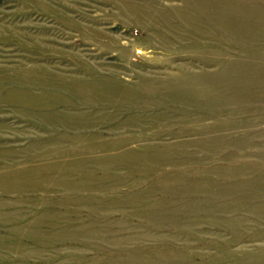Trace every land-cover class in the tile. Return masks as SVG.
I'll return each mask as SVG.
<instances>
[{"label": "rangeland", "instance_id": "obj_1", "mask_svg": "<svg viewBox=\"0 0 264 264\" xmlns=\"http://www.w3.org/2000/svg\"><path fill=\"white\" fill-rule=\"evenodd\" d=\"M172 74L219 88L62 86ZM0 264H264V0H0Z\"/></svg>", "mask_w": 264, "mask_h": 264}, {"label": "bare ground", "instance_id": "obj_2", "mask_svg": "<svg viewBox=\"0 0 264 264\" xmlns=\"http://www.w3.org/2000/svg\"><path fill=\"white\" fill-rule=\"evenodd\" d=\"M136 52H139V49H137ZM245 67H250V66H247V65L243 64V62L238 61L237 63H233L232 65H229L227 67H223V72H220L216 76H219L220 77L219 79H223L221 76H226V77L228 76V84H229V88H230L229 90L235 89V88L236 89H240V87L238 85V82H239L240 79L242 80V77H241L242 74L237 75V76H231V75L233 74L232 72H234V73L237 72L238 73L240 69H243ZM248 69H249L248 71L250 73H254L256 71V70H253V69H250V68H248ZM173 76H176V75L172 74L166 79L149 81V82H143L137 87H124L121 84H119L117 81L108 82L107 80L104 81V80H100V79L86 81L84 83L76 84V85H74V84H64L62 86L64 88L70 89V91L75 96L76 95L78 97L81 96L80 98L85 99V101L87 99H91V98H98V99L100 98V99H102L104 97H106L108 99L109 98L116 99V100H119V101L121 99H128V98H132V99L137 100L139 98H143L144 96L145 97L143 99L150 100L154 95H162L163 94V96H164V94H166L170 99L174 100L175 102L179 101V102L184 103V104L186 103V101H188V97L187 96L190 95V94H192L191 95L192 97H194L195 95L203 96V95H206L209 91L214 90L215 88L216 89L219 88V85H218L217 81L212 83L211 81L209 82L207 80H205V82H206L205 85L203 84L204 87H199V86H197V88L194 87L195 84L199 83V80L202 81V79L204 77H196L194 79L193 78L189 79V78H186V77L183 78V77H179V76L175 78ZM109 78H112V77H109ZM178 78H182V82L181 83H178L179 81H176V79H178ZM208 80H211V79H208ZM212 86H214V87H212ZM111 88H113L114 90L111 89ZM139 91H142V92L139 93ZM144 91H146L148 94H149V92H151L150 93L151 95L150 94L149 95L148 94H146V95L142 94ZM14 92H17V91H11V93L8 95L7 100L9 102L24 103V105H26V106L27 105L36 106V107L39 106V108L40 107H48L49 106V105L48 106H44V104L42 105V101L43 100L40 99V98H37V97H35L33 95H29V94H27L25 92H22V95L25 94V95H27L29 97L20 98L19 96H21V94L14 93ZM222 94H220V95H222ZM79 114L80 113H77V114H75V113L61 114V116H60L61 119H60L59 115H57L55 113H50V112L49 113L48 112H44L43 114L39 113V115L41 116V118H43V120L51 121V122H52L53 117H56L57 119H60V120L63 119L64 121L69 122V119H74ZM54 115H57V116H54ZM141 117H142L141 115L137 116V117L133 116V117H130L129 120H130V122H132L133 119H136L137 121H141ZM106 118H110V116H108ZM158 118L159 119L164 118V114L160 112L158 114ZM121 141L122 142H126L127 139L123 138V139H121ZM22 183H23V180L21 178H19L18 180H15V184L16 185H21Z\"/></svg>", "mask_w": 264, "mask_h": 264}]
</instances>
